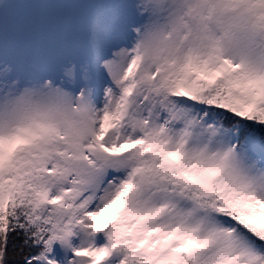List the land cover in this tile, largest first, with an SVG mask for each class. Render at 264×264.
Returning a JSON list of instances; mask_svg holds the SVG:
<instances>
[{"label":"snow or ice","instance_id":"snow-or-ice-1","mask_svg":"<svg viewBox=\"0 0 264 264\" xmlns=\"http://www.w3.org/2000/svg\"><path fill=\"white\" fill-rule=\"evenodd\" d=\"M0 264H264V0H0Z\"/></svg>","mask_w":264,"mask_h":264}]
</instances>
